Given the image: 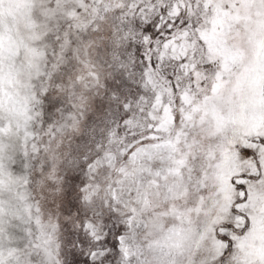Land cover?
<instances>
[{
  "label": "snow or ice",
  "instance_id": "1",
  "mask_svg": "<svg viewBox=\"0 0 264 264\" xmlns=\"http://www.w3.org/2000/svg\"><path fill=\"white\" fill-rule=\"evenodd\" d=\"M0 264H264V0H0Z\"/></svg>",
  "mask_w": 264,
  "mask_h": 264
}]
</instances>
